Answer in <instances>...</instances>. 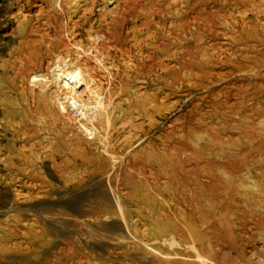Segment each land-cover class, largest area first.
<instances>
[{"label":"rangeland","instance_id":"obj_1","mask_svg":"<svg viewBox=\"0 0 264 264\" xmlns=\"http://www.w3.org/2000/svg\"><path fill=\"white\" fill-rule=\"evenodd\" d=\"M0 264H264V0H0Z\"/></svg>","mask_w":264,"mask_h":264},{"label":"bare ground","instance_id":"obj_2","mask_svg":"<svg viewBox=\"0 0 264 264\" xmlns=\"http://www.w3.org/2000/svg\"><path fill=\"white\" fill-rule=\"evenodd\" d=\"M83 75V74H82ZM82 75L81 74H79L77 71H67V72H65L64 74H61L59 77L61 78V79H63V80H65V83H71L73 86H74V89L75 90H77V89H79V88H81L83 85H86V84H84L85 82V80L86 79H84V77L82 78ZM67 81V82H66ZM84 91V90H83ZM58 96V95H57ZM54 99L55 100H62L63 98H61V97H56V95L54 94ZM76 104V103H75ZM74 104V105H75ZM83 106V105H82ZM87 106V105H86Z\"/></svg>","mask_w":264,"mask_h":264}]
</instances>
